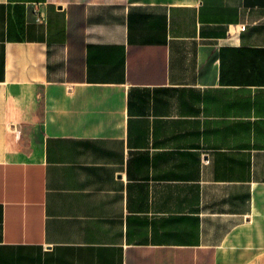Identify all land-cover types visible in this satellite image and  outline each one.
Wrapping results in <instances>:
<instances>
[{
    "label": "crops",
    "instance_id": "1",
    "mask_svg": "<svg viewBox=\"0 0 264 264\" xmlns=\"http://www.w3.org/2000/svg\"><path fill=\"white\" fill-rule=\"evenodd\" d=\"M0 264H264V0H0Z\"/></svg>",
    "mask_w": 264,
    "mask_h": 264
},
{
    "label": "built area",
    "instance_id": "2",
    "mask_svg": "<svg viewBox=\"0 0 264 264\" xmlns=\"http://www.w3.org/2000/svg\"><path fill=\"white\" fill-rule=\"evenodd\" d=\"M205 157H206V158H205ZM203 162H204V164H207V163L209 162L208 156H204V158H203Z\"/></svg>",
    "mask_w": 264,
    "mask_h": 264
}]
</instances>
